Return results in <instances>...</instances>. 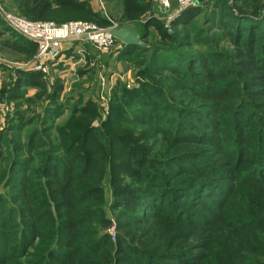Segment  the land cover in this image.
<instances>
[{
	"label": "rangeland",
	"instance_id": "rangeland-1",
	"mask_svg": "<svg viewBox=\"0 0 264 264\" xmlns=\"http://www.w3.org/2000/svg\"><path fill=\"white\" fill-rule=\"evenodd\" d=\"M81 1L88 2L94 12L110 15L114 19L112 25H120L119 21L124 11L123 0ZM235 1L236 5L234 0H232L233 5L230 4L234 7V11L239 9L247 11L242 9L244 0ZM59 2L58 0H48L47 3L56 8L55 10H61L74 4V2H70L67 5H61ZM148 2L151 7L140 13L136 23H139L150 34L152 42H149L148 45H164L173 48L176 40L163 37L157 27L161 20L166 25L169 24L176 11L162 9L157 0H148ZM260 2L263 3L264 0H260ZM16 4V0H0V9L7 13H17L30 19L49 21L57 25L65 23L51 19L33 18L27 11L25 13V11L18 10ZM261 13L262 10L254 14L260 15ZM204 16L203 14L197 15L192 21L177 27V29L172 27L177 32L178 30L183 33L188 32L187 34L190 36V40H188L192 42V45L183 48V52L186 55L190 54L192 58L189 62H183L182 71L179 73L182 75L169 72L164 66L149 67L147 61L152 60L151 52L140 53V50H132L129 54L131 52L139 54L135 55L136 58L128 55L119 59L118 45L105 56L107 58L105 61L104 58L102 59V55L99 56L93 45L82 46V50L79 46L76 48L79 51L77 52L71 51L73 45L70 43L65 45L68 47L66 49H63L64 45H62L63 54L60 55L59 60L51 61L48 72L42 73L45 80L44 87L48 91H52V84H61L56 88L60 93L63 110L55 124H63L67 118L72 116V107L68 105L78 100H83L84 105L79 108L80 111L76 116L82 115L90 104L96 107V114L92 115L91 119L93 120L92 126L97 129V132L89 135L90 140L86 145L78 142L75 150L82 149V151L96 153L105 134L103 129L124 132L131 128L135 135L137 126L139 132L146 130L144 136L141 137L145 140L141 143L138 139L131 144L124 145L117 139H112L113 144L108 146L111 149V155H116L114 153L118 150L123 153L121 149L127 146L128 152L132 150L128 156L132 155L134 149L139 147L140 151H144L142 153L146 154L148 158L146 167L151 169V173L155 175L157 185L163 186L161 192H153L155 194L152 195V201L150 198L143 200L145 206L148 207L140 208V206L133 205L130 210L134 213L137 211L141 213L137 217L128 218L121 214V211L112 209L115 196L110 187L111 177L107 175L103 179L105 180L103 183L105 191L102 194L105 202L104 209L110 224L103 227L105 239L98 240L94 246L111 253V257H113L111 264H135L129 259V255H135L142 260L143 264H182L178 258L170 259L173 254L184 252L172 247L170 242L176 238L175 236L187 234L188 226L181 225L179 231H169L167 221L157 215L161 213L168 219H188L194 226H200L202 222L206 223L211 220L219 210H226L221 206L223 201L237 198L232 193V189L237 188L238 183L246 182V179L254 177L255 180L258 178L264 180V79L258 75L239 74V71L244 69H241L233 57L234 53L246 47L248 42L251 43L256 54L260 50V52H264V26H262V30L255 31L259 32L258 34L246 35L248 31L245 29H250L248 33L253 32V24L244 22V26L242 24L235 25V31L233 28H228L226 22L215 18L212 24H208L209 27L203 29L202 37L197 40L195 38L198 30L205 25ZM228 18L232 20V17ZM77 20L83 19L78 18ZM153 20H157L156 23L152 22ZM5 25L0 24V91L7 81L16 80V69H33L37 54L35 49H22L16 43L17 33ZM239 26L241 33L244 34L242 42L236 39ZM208 52L216 55L217 61H220L216 62L219 66L214 70L222 71L223 77L213 80L210 76L203 74L204 64L202 59L197 58V55ZM262 68L264 69V64ZM257 72L256 74H260V70ZM220 84L226 87L225 90L228 93L222 95L223 100L226 99V104L217 107L219 102L216 99L202 97V94L206 95L210 90L218 92L221 88ZM9 89L10 87L7 86L6 90ZM123 89H126V92H123ZM42 91L43 88L40 86L26 89L25 99L22 103L23 109H28V100L36 99L37 94ZM162 92H166L170 107L151 109L150 103L158 100ZM230 92L233 93V96L228 95ZM144 100L151 101L144 102ZM232 106L239 108L232 111ZM127 107H131V110ZM186 107L191 109L185 111ZM141 108H150L151 115H154L158 123L165 119L171 109L169 116L172 117V123H176V130L171 133L175 134L174 143L164 141V132H168L166 126L149 131L147 129L149 127L138 124L135 119L136 116L143 118L139 116ZM14 109H16V103L10 100L8 93L0 95V130H7L9 126L8 113ZM244 110L247 123L244 122L245 119L241 118ZM153 111H155L154 114ZM253 111L254 113H252ZM35 113L33 110L29 114ZM118 114L121 116L118 117ZM31 117L35 118L36 116ZM81 118L84 116L79 117V119ZM186 122L189 127L185 125ZM27 130L28 128H25L21 133H17L22 138H19L22 142H24ZM8 135L9 140L14 137V134L9 133ZM15 139L18 140V138H14L12 143ZM12 143L9 142L8 146H13ZM177 150L182 151L179 154H183L184 157H176L175 160L170 161L171 158L179 155ZM134 156L139 157L140 154L135 153ZM117 160L120 162L119 166L124 162V159ZM255 165L256 167H253ZM127 174L120 171L119 175L128 180L129 175ZM6 181L7 178L0 176V193L5 194L6 201L15 204L16 211L13 212L11 206L6 204L7 211L0 215V264L5 259H7L6 264H27L26 261L36 252V247L41 246L42 239L34 237V242L29 245L28 257H22V245L25 244V240L26 244L28 243V240L24 238V233L26 228L32 229L24 220V218H28V214L22 213L21 192L17 187L10 185L7 187ZM246 184H250V182H246ZM17 185L20 186V184ZM55 202L52 200L50 204ZM85 202L82 208L88 204L92 206L97 204L95 199H88ZM200 202H209V205L199 208L197 204ZM153 208L157 211H153ZM48 211L49 209L43 211L47 217L41 221L42 225L52 223L54 220ZM247 215L242 210L234 211V218ZM11 218L12 220H10ZM4 223L7 224V227ZM187 240L185 242L191 245L186 252H191L190 254H194V257H201L203 251L198 247L199 243L193 233L187 236ZM89 245L92 248L93 244L89 243ZM60 248L68 251L63 244ZM59 252L61 251H57V253ZM57 253L44 264H60V257ZM86 258L88 257L80 259V264H86ZM192 259L182 258L185 261H193ZM88 260V264L96 263L95 257H90ZM195 261L201 264L200 261Z\"/></svg>",
	"mask_w": 264,
	"mask_h": 264
},
{
	"label": "trees",
	"instance_id": "trees-1",
	"mask_svg": "<svg viewBox=\"0 0 264 264\" xmlns=\"http://www.w3.org/2000/svg\"><path fill=\"white\" fill-rule=\"evenodd\" d=\"M16 1L18 10L25 11V13L27 11L30 16L37 19H51L61 23L82 18L83 20L89 19L88 21L94 22L101 27H110L114 21L110 15L92 11L89 3L81 0H58L61 5L74 2L73 5L66 6L61 10H55L56 8L47 3L48 0ZM122 2L124 3V11L119 23L136 26L142 39L147 43L152 42L150 34L145 31V28L136 23L141 15L140 13L151 7L148 0H123ZM263 3L260 0L255 2L244 0L242 9L247 11H242L241 9L234 11L233 2L230 5L223 1L201 0L174 18L171 21V26L177 29V27L192 21L197 15L203 14L205 15V25L198 30L195 38L197 40L202 37L203 29L209 27L208 24H212L215 18L226 22L227 27L233 28L235 31V25L242 24L244 26V22L253 24V32L248 33L250 29H245L248 31L246 35H256L259 32L255 31L258 29L262 30V26H264ZM234 4L236 5L235 0ZM178 7V4L173 2L171 11L174 12ZM260 10H262L260 15L254 14ZM228 17H232V20ZM156 21L153 20L152 22L156 23ZM0 24L5 25L1 17ZM165 25L166 23L161 20L157 28L161 31L163 37L165 36L166 39L171 38L175 41V38L166 32ZM245 28H248V26H245ZM237 30L239 31L236 34V39L242 42L244 34L241 33L240 26ZM178 32L182 40L177 48L164 45H149L147 48H143L136 45H123L116 39V47L119 45L120 50L118 51L119 59L128 55L136 58L135 55L139 54L134 52L129 54L132 50H140V53L151 52L152 60L147 61L149 67L164 66L169 72L182 75L179 73L182 71L183 62H189L192 58L190 54L186 55L183 52V48L189 47L192 42L189 41L188 32L183 33L181 30H178ZM17 37L16 43L22 49H35L37 52V45L34 42L18 33ZM68 43L73 45L71 51L75 50L77 52L79 51L76 48L79 46L82 50V46L90 45V43L81 42V40ZM96 51L99 56L102 55V59L104 58L107 61L105 56L112 50L108 52ZM260 51L256 54L251 43L248 42L246 47L234 53L235 61H237L241 69H244L239 71V74L243 73L247 76L258 75L264 79V69L262 68L264 52ZM209 53L197 55V58L202 59L204 64L205 71L203 74L210 76L213 80L223 77L222 71L216 72L214 70L219 66L216 62L220 61H217L216 55ZM50 63L52 62L49 61L48 65ZM16 70V80L7 81L0 91V95L7 92L10 100L16 103V109L8 113L9 126L7 130H0V176L7 178V187L9 185L17 187L21 192L22 213L28 214V218H24V220L32 230H28L25 226L24 238L28 240V243L26 244L25 240V244L22 245V257H28L29 245L34 242V237L36 239L39 237L42 239L41 246L36 247V252L26 261L27 264H44L57 251H61L57 253L60 257V264H80V259L84 257H88L85 260L86 264L89 263L88 259L90 257L96 258L95 264H111L113 261L111 253L94 246V243L98 242V240L105 239L106 235L103 234V227L110 224L104 209L105 202L102 194L105 191L103 185L105 180L103 179L107 175L111 177V181H109L110 187L115 196L111 206L112 209L121 211V214L128 218L137 217L141 213L140 211L132 212L130 208L133 205L140 206V208L148 207L145 206V201L143 200L150 198L152 201V195L161 192L163 186L157 185L155 175L151 173V169L146 167L148 158L146 154L142 153L144 151H140L139 147L134 149L132 155L128 156V153L132 152V150L128 152L127 146L121 149L123 153L118 150V152L114 153L116 155L110 154L111 149L108 146L113 144L112 139H117L124 145H127V143L131 144L138 139H140L141 143L145 140V138L141 139V137L144 136L146 130L139 132L137 126V134L135 135L131 128L126 129L124 132L103 129L105 134L101 140L102 144L96 153H90L87 150L82 151V149L75 150L78 142L86 145L90 140L89 135L97 132V129L92 126L93 120L91 119L92 115L96 114L97 111L95 105H88L82 115L76 116L77 112L80 111L79 108L84 105L83 100L71 103L68 106L72 107V116L67 118L63 124H55L61 110H63L60 93L56 88L57 85L61 84H52V91H48L44 87L43 72L31 68ZM258 70H260V74H256ZM7 86L10 87L9 90H6ZM35 86L42 87L43 91L37 94L36 99H29V108L23 109L22 103L25 99V90ZM225 89V86H221L218 92L210 90L207 92L208 94H202V97L207 96L208 98L216 99L219 102L217 107H221L226 104V99L223 100L222 96L228 93ZM123 92H126V89H123ZM228 95L233 96V93L230 92ZM146 101L151 100H144V102ZM168 101L166 92H162L158 100L150 103V108L158 110L163 107H170V102ZM150 108H141V115L139 116L143 118L136 116L135 120H137L138 124L149 127L147 128L149 131L166 126L168 132H164V141L174 143L175 134L171 133L176 130V123H172V117L169 116L171 109L168 112L169 114H167L168 116L166 115L165 119L158 123L154 115H151ZM236 108L238 109L239 107L232 106L231 109L235 111ZM127 109L131 110V107H127ZM189 109L191 108H184L185 111ZM33 110L36 112L33 114L36 116L35 118L31 117L33 116L32 114H29ZM195 111L197 110L195 109ZM154 113L155 111H153ZM83 116L84 118L79 119V117ZM119 116L121 114H118ZM241 118L245 119L244 122L247 123L245 110L242 111ZM185 125L188 126L187 122ZM25 128H28V130L25 134L24 142H22V138L18 134L24 131ZM9 133L14 134V137L10 140L8 138ZM14 138H18V140L15 139L14 143H12ZM9 142L13 146H8ZM135 153H139L140 156H134ZM177 153H182V151L177 150ZM182 156L184 157L183 154H179L171 158L170 161ZM117 159H124L121 166H119L118 163L120 162H117ZM253 167H256V165ZM120 171L128 173L129 179L126 180L121 177L119 175ZM237 181L240 182V180ZM246 182H250V184H246ZM246 182L238 183V187L232 189V193L237 198L234 197L223 201L221 206L226 210H219L211 220L206 223L202 222L201 225L198 224L200 226H194L188 219H168L167 216L161 215V213L157 215L167 221L169 231H179L181 225H187L189 229L187 234H180L175 236L174 240H171L172 247L184 252L170 255V259L178 258L182 264H198L195 260L200 261L201 264H264V180H261V178L255 180L254 177L246 179ZM17 184H20V186ZM154 191L155 193H153ZM5 199V194L0 193V215L7 211L6 204L11 206L13 212L16 211L15 204H11ZM88 199H95L97 201L96 206L88 204L82 208L83 203H86L85 201ZM52 200L56 202L51 205L50 201ZM197 205L199 208H203L209 205V202H200ZM44 209H49L48 214L54 217L52 223L41 224V221L47 217V214L43 212ZM235 210H242L248 215L234 218ZM153 211H157V209L153 208ZM95 217H98V219H95ZM244 219H246L245 222ZM4 225L7 227L6 223ZM190 233H193L198 241L197 243H199L198 247L203 251L201 257H194V254H190L191 252H186L191 245L185 242ZM89 243L93 244L92 248H90ZM62 244L68 251L60 248ZM129 256V259L134 261L135 264H143L142 260L135 255ZM181 257L193 258V261H185ZM6 261L7 259L2 264H6Z\"/></svg>",
	"mask_w": 264,
	"mask_h": 264
},
{
	"label": "built area",
	"instance_id": "built-area-1",
	"mask_svg": "<svg viewBox=\"0 0 264 264\" xmlns=\"http://www.w3.org/2000/svg\"><path fill=\"white\" fill-rule=\"evenodd\" d=\"M200 1L157 0L160 7L166 11L172 9L173 2L178 4L179 9L196 5ZM0 17L12 30L37 45L33 69L43 73L48 72L49 61L59 60L64 42L76 41L74 39L77 38L81 42L90 43L101 52H108L116 46V37L109 31L111 27H101L88 20H71L57 25L49 21L33 20L17 13H7L1 9Z\"/></svg>",
	"mask_w": 264,
	"mask_h": 264
},
{
	"label": "water",
	"instance_id": "water-1",
	"mask_svg": "<svg viewBox=\"0 0 264 264\" xmlns=\"http://www.w3.org/2000/svg\"><path fill=\"white\" fill-rule=\"evenodd\" d=\"M208 1H223L232 4V0H208ZM189 7L179 8L178 10H176L174 18L178 17ZM110 27H111L109 30L110 33L114 37H116V39L119 40L123 45H136L143 48H147L149 46L148 43L142 39V36L138 28L132 24L111 25ZM165 30L168 34H170L175 38L176 42L173 48H177L180 45L182 39L179 33L172 28L171 21L169 22V24L166 25ZM74 40H77V38H75Z\"/></svg>",
	"mask_w": 264,
	"mask_h": 264
},
{
	"label": "crops",
	"instance_id": "crops-1",
	"mask_svg": "<svg viewBox=\"0 0 264 264\" xmlns=\"http://www.w3.org/2000/svg\"><path fill=\"white\" fill-rule=\"evenodd\" d=\"M68 42H70V41H68ZM68 42H64V43H63V45H64V46H63V49L68 48L67 46H65Z\"/></svg>",
	"mask_w": 264,
	"mask_h": 264
}]
</instances>
